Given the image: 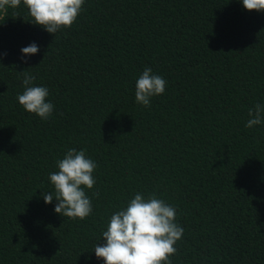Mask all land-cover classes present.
<instances>
[{
    "label": "trees",
    "instance_id": "trees-1",
    "mask_svg": "<svg viewBox=\"0 0 264 264\" xmlns=\"http://www.w3.org/2000/svg\"><path fill=\"white\" fill-rule=\"evenodd\" d=\"M82 7L54 35L23 0L0 11V264H105L94 248L137 193L176 209L171 264H264V123L245 127L264 104V12L241 0ZM145 67L167 81L150 107L135 101ZM23 71L49 90L47 121L18 102ZM70 148L97 164L82 221L43 199Z\"/></svg>",
    "mask_w": 264,
    "mask_h": 264
},
{
    "label": "clouds",
    "instance_id": "clouds-1",
    "mask_svg": "<svg viewBox=\"0 0 264 264\" xmlns=\"http://www.w3.org/2000/svg\"><path fill=\"white\" fill-rule=\"evenodd\" d=\"M249 11L264 12V0H241ZM85 0H23L33 18V24L42 27L49 34L70 29L83 11ZM21 0H0V11L10 7L16 9ZM22 57H31L39 52L35 43L21 49ZM6 56L0 55V65ZM27 62L26 60L24 61ZM23 75V94H18L19 104L28 113L47 121L54 105L46 102L49 95L47 87L33 86L36 77L26 71ZM167 81L145 67L136 81L135 101L144 107H150L153 97L163 95ZM246 128L264 123V104L257 103L248 110ZM58 171L49 174L54 192H44L45 204L55 199V213L71 220H84L92 213L90 198L85 188L93 189L96 180L93 175L97 164L86 155V150H67L63 159L57 161ZM95 195V193H94ZM176 209L155 194L145 198L137 193L126 209L115 212L106 231L102 233L103 244L94 248L97 259L105 264H171L169 259L177 253L174 245L184 235V229L177 224Z\"/></svg>",
    "mask_w": 264,
    "mask_h": 264
}]
</instances>
